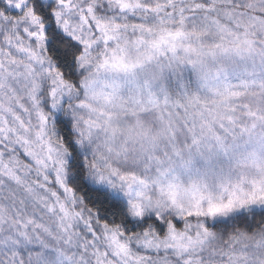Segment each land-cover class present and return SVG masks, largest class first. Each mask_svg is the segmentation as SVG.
Masks as SVG:
<instances>
[{
	"label": "snow or ice",
	"instance_id": "snow-or-ice-1",
	"mask_svg": "<svg viewBox=\"0 0 264 264\" xmlns=\"http://www.w3.org/2000/svg\"><path fill=\"white\" fill-rule=\"evenodd\" d=\"M0 264H264V0H0Z\"/></svg>",
	"mask_w": 264,
	"mask_h": 264
}]
</instances>
